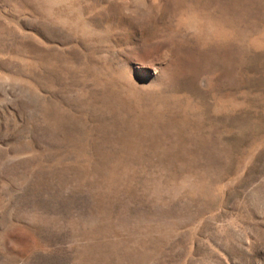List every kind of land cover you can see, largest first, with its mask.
Wrapping results in <instances>:
<instances>
[{"label": "rangeland", "instance_id": "374dc122", "mask_svg": "<svg viewBox=\"0 0 264 264\" xmlns=\"http://www.w3.org/2000/svg\"><path fill=\"white\" fill-rule=\"evenodd\" d=\"M0 264H264V0H0Z\"/></svg>", "mask_w": 264, "mask_h": 264}]
</instances>
